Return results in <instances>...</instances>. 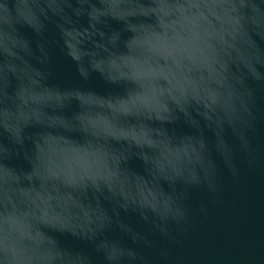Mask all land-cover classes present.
Masks as SVG:
<instances>
[{"label": "water", "instance_id": "water-1", "mask_svg": "<svg viewBox=\"0 0 264 264\" xmlns=\"http://www.w3.org/2000/svg\"><path fill=\"white\" fill-rule=\"evenodd\" d=\"M0 264H264V0H0Z\"/></svg>", "mask_w": 264, "mask_h": 264}]
</instances>
